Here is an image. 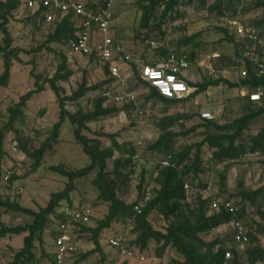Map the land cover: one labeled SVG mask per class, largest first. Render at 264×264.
Returning <instances> with one entry per match:
<instances>
[{"label":"trees","instance_id":"obj_1","mask_svg":"<svg viewBox=\"0 0 264 264\" xmlns=\"http://www.w3.org/2000/svg\"><path fill=\"white\" fill-rule=\"evenodd\" d=\"M22 2L26 5V0H0V33L2 35L0 42V60L2 62L0 89L7 87L9 84L13 61L21 63L19 54L23 50L12 46L13 38L9 31V23L14 19V12L20 7ZM193 2L205 4L206 0H138L140 10L139 29L146 31V38L144 37L143 41L148 40L147 38L152 32H157L161 36L164 35L161 30L162 25L167 20L172 21L175 19L174 17L179 15L178 8L181 3L189 5ZM100 4H105V0L101 1ZM87 5L93 6V4ZM239 5L240 0H214L208 6V10L217 14L218 17L238 19ZM258 6L259 4H254L251 8L246 7L241 11L249 12ZM43 12L44 9L38 7L24 21L37 20L45 22ZM51 24L53 25V30L47 34L41 48L46 47V49L53 52L52 49L48 48L49 44L67 46L68 41L76 37L77 30L70 15L64 16L60 21L55 19ZM244 26L253 28L259 36L264 37V18L254 20L249 25L244 24ZM222 29L225 33L226 41L234 47V59L231 60L229 57L224 56L216 62L221 67L229 66L230 68L235 57L238 56V45L226 29ZM196 37L187 38L186 43L194 41ZM41 48L36 51H40ZM159 55L165 58L168 53L166 50L161 49ZM57 57L58 64L53 76L50 78H43L36 73L34 71V61L30 62L33 66L30 71V76L34 79L33 88L21 95L18 102L7 108L9 118L5 128L0 132V168L4 156V133L9 130L17 133L14 123L19 119H23V110L28 102L34 96L43 92L46 85L55 96V102L58 105V119L53 124L48 137L37 147L29 146L27 139H23L16 134L17 148L32 161V171H37L43 163L45 155L53 151L58 144L63 123L69 121L72 126L75 143L80 146L82 153L88 158V163L75 170L65 169L62 165L50 166V171L65 179L64 185L61 190L51 193L46 205L40 207L38 211L23 207L17 201H10L0 196L1 209L7 212L21 213L32 219L31 223L15 227H10L0 222V239L7 235L26 233L23 238L22 248L14 254L10 264H33L35 262V242L36 240L42 241L49 217L52 215L56 216V224L50 232L53 241L51 264H55L54 240L59 234L60 225L66 224L73 243L79 248L76 253L67 257L65 262L69 258H74L72 264H80L91 255L98 253L103 263L106 258L103 253L101 237L116 222L129 227V235L125 233V236L131 251L135 248L139 252H144L148 249L149 243L153 242L156 245L155 252L158 256L163 255L168 248L175 250L179 258L174 261V264H257L264 262V248L259 243V235H264V225L253 221L251 223L248 220L250 215L248 207L250 206L251 209L256 206L259 196L264 194V173L262 174V186L248 190L244 187L243 182L239 181L235 195H229L228 198L230 200L239 198V201L233 202L234 216L242 222L249 240L248 248L242 252L240 251L241 253L237 250L231 233L223 237L218 235L210 240L204 238V235L214 230L227 228L228 222L232 218V214L224 209L219 211L211 209L212 201L218 199L220 195L205 197L201 194L195 199L194 205H190L185 202L188 190L184 188L185 182L189 184L190 188L195 185L201 186L204 190L207 188V184L201 179L205 171L204 148L212 151L211 157L217 163L228 161V164L225 165L226 169L230 167L232 162L238 161L247 153L257 152L260 156H264V107H260L257 103L250 101L249 97L245 95L242 97L244 102L242 115L233 121L221 122L216 116L213 120H204L200 118L199 114V122L189 129L180 131H175L174 126L179 122L190 119L191 116L179 113L164 115L155 124L159 131L157 139L146 147L148 152L160 155L161 158L156 162L154 170L150 174V180L145 179L144 171L141 172L136 186L137 199L133 203H127L122 197V188L130 181V176L134 173L136 160H133L132 157L137 155V148L130 143H119L115 134L92 131V136H88L85 132H91L88 123L103 117L114 116L120 112H129L130 107L125 104L107 103L105 98L102 97V91L113 81L108 76L107 64L101 67L105 74L103 80L94 85H88L83 77L76 90L69 95H64V89L59 85V82H66L72 72L68 69L67 58L62 51L57 53ZM95 57L96 53L93 52L89 59L94 61ZM187 58L190 61L194 60L196 53L187 54ZM146 63L155 64V62ZM247 66V76L239 78L235 82H230L222 77L203 80L200 83L188 81L189 85L196 87V91L192 96L203 93L209 87H216L220 84L229 88L244 89L248 92L264 88V76H258L255 73L250 61H247ZM132 79L134 84L127 87L129 91L135 92L136 85L146 87L148 91L143 94L144 102H151L153 105L159 104L164 107V110L190 98L182 100L165 98L156 89L143 82L137 72H135ZM97 90L101 92L93 98L90 109L86 111L78 109L75 112H71L66 108L67 103L78 105L79 101L87 93ZM136 98L138 101L137 96ZM259 118L262 119L263 125L248 140H245V131ZM191 134H197L200 139L188 145L177 144L179 138H186ZM102 138H107L110 143L105 145ZM165 159L169 161L170 166L160 167V162ZM109 161L111 162V167L108 165ZM93 173L95 175L91 183L98 192V201L107 204V212L102 219L96 220L92 226L90 224L91 221L86 224L73 221L71 213L75 209L72 205V195L76 191L75 181ZM10 178L9 182L12 181ZM149 182H153L151 197L144 205L141 213L136 215L133 207L140 201ZM224 182L225 175L221 174L219 182L221 192L225 190ZM221 192L219 193L221 194ZM63 202L66 203L67 207L58 211ZM153 212L160 214L165 220L166 227L163 231L152 226L149 216ZM259 212L260 210L258 214L264 220V212ZM82 234L90 235V241L93 244V248L87 252H83L78 244L79 236ZM122 234L112 238H118ZM226 251H230L232 254L230 260H225L224 258Z\"/></svg>","mask_w":264,"mask_h":264},{"label":"rangeland","instance_id":"obj_2","mask_svg":"<svg viewBox=\"0 0 264 264\" xmlns=\"http://www.w3.org/2000/svg\"><path fill=\"white\" fill-rule=\"evenodd\" d=\"M23 1V0H22ZM84 4H100L103 0H80ZM186 1V0H182ZM214 0H206L205 4L193 2L186 5L181 3L178 13L172 21L167 20L161 27L164 35L157 32L150 33L147 38L152 44H145L143 38L146 31L139 29L140 10L138 0H113L110 8L111 18L109 26V36L121 45L124 51L134 60L140 62H156L163 57L159 51L164 49L167 53L189 54L196 53L195 62L185 71V74L192 82L200 83L203 80L216 79L207 75L206 71L202 72L203 64L211 62L213 66L222 72V77L235 82L236 76L228 67H221L217 60L226 56L231 60L234 59V47L225 39V33L222 28L226 29V21L229 17H218L217 14L209 12L208 6ZM259 4L256 9L249 12H243L242 9ZM24 2L14 12V19L9 23V31L13 38V47L23 50L19 54L21 63L13 61L11 68V78L5 88L0 89V132L5 128L8 121L9 113L7 108L18 102L19 97L33 88L34 79L30 76L33 66L30 62L34 61V71L43 78L53 76L58 64L57 53L62 51L67 58L68 69L72 75L66 82H59L64 89V95L71 94L76 90L82 78L84 77L88 85H94L104 79V70L99 67L93 60L80 55H69L67 47L59 44H49L48 48L42 47L46 40L47 34L53 30L51 23L24 20L34 12L35 9H25ZM56 19L58 16H55ZM237 18L242 24L249 25L254 20L264 18V0H240ZM197 36L194 41L187 42V38ZM2 35L0 33V42ZM98 35H94V45L97 46ZM146 38V37H145ZM186 43V44H185ZM41 48L40 51H36ZM217 64H215V63ZM2 62L0 60V72ZM131 66V63H129ZM201 67V68H200ZM133 78V77H132ZM133 79L127 81V87L133 85ZM135 95L138 97V106L142 113H136L133 110L129 112H120L114 116L103 117L96 121L88 123L91 132H85L92 136V131L115 134L119 143H130L137 148L138 158L135 162L134 173L130 176V181L122 188V197L127 203H133L137 199V184L142 171L145 172V179L150 180V174L154 170L156 162L161 156L150 153L146 147L157 139L159 131L156 128V122L164 115L169 114H188L190 119L179 122L174 126L175 131L189 129L199 122L198 115L201 112H211L221 122H231L240 117L243 111V100L245 96L243 89L229 88L220 84L216 87H209L205 92L192 96L189 99L179 102L167 110L163 106L151 102L145 103L143 94L148 90L142 85H136ZM100 90L92 91L79 101L78 105L67 103L66 108L75 112L78 109L86 111L91 108L92 100ZM244 94V95H243ZM24 117L14 123L17 133L6 131L4 133L3 151L4 156L0 168V196L10 201H17L21 206L38 211L44 207L49 200L50 194L61 190L65 179L56 173L50 171L49 167L53 165H62L65 169L75 170L85 166L88 158L82 153L80 146L75 143L72 126L69 121L62 125L59 142L53 151L47 153L44 161L37 171H32V161L26 157L20 149L17 148L16 134L28 140V145L37 147L49 135L53 124L58 119V105L55 102V96L46 85L43 92L34 96L28 102L23 110ZM263 125L259 118L250 128L245 131L244 139L255 134ZM200 139L197 134H191L186 138H179L177 144H191ZM105 145L110 141L102 138ZM139 142V143H138ZM211 152L204 148L203 160L205 171L201 179L207 184L204 190L201 186L195 185L188 189L186 194V203L194 205L197 197L213 196L219 194L221 199H228L229 195H235L238 182H243L246 189L252 190L263 185V159L264 156H247L238 161L232 162L228 169L225 165L228 161L217 163L211 157ZM117 155V153H116ZM111 167V162H108ZM12 171L11 182H4L1 178L6 171ZM225 175V190L221 192L219 187L220 175ZM95 173L75 181L76 191L72 195V205L74 208L88 206L92 209L90 224L93 226L96 220L102 219L107 212V204L97 199V190L91 183ZM15 176V179H14ZM14 180H13V179ZM221 192V194L219 193ZM215 196V195H214ZM232 199V198H231ZM233 201H239V198H233ZM66 203L63 202L58 211L65 209ZM248 220L252 223L258 222L264 225L263 218L258 211L264 212V194L259 196L256 206L250 209ZM259 212V213H260ZM49 222L43 233L42 241L35 242V262L33 264H51V254L53 252V241L50 235L51 230L56 224V216L49 217ZM149 220L152 226L158 230H164L166 222L162 216L156 212L151 213ZM32 219L21 213L7 212L0 208V222L15 227L31 223ZM128 226L120 222L113 223L111 228L104 232L101 237L103 244V253L105 261L102 263L100 255L95 253L80 264H174L179 258L175 250L168 248L163 255H157L155 252L156 245L149 243V247L144 252L132 249L131 256H120L119 253L110 246L109 240L114 236L122 233L129 235ZM227 228L214 230L204 238L210 240L215 236L229 235ZM26 233L20 235H7L0 239V264H10L14 254L23 246V238ZM259 243L264 248V235H259ZM78 244L83 252L93 248L90 241V235L82 234L79 236ZM248 248V247H246ZM240 252V250L237 248ZM242 252V251H241ZM240 252V253H241ZM74 258L66 260L65 264H72ZM257 264H264L257 263Z\"/></svg>","mask_w":264,"mask_h":264},{"label":"built area","instance_id":"obj_3","mask_svg":"<svg viewBox=\"0 0 264 264\" xmlns=\"http://www.w3.org/2000/svg\"><path fill=\"white\" fill-rule=\"evenodd\" d=\"M112 1L105 0L103 5L93 4V6H89L80 0H26V7L28 10L32 8L36 10L38 7H42L46 23H52L56 19V15L58 21L64 16H71L77 31L76 37L67 43L68 53L69 55H80L89 58L95 52L94 62L99 67L107 64L108 76L113 79L112 83L102 91V97L105 98L107 103L125 104L130 107V110L139 114L142 113L134 91H129L127 88V81L134 77L135 72L138 73L143 82L156 89L165 98L182 100L191 97L196 91V87L188 84V81H192L185 74V71L192 62H195L196 58L190 61L186 54L171 52L165 58L157 60L154 65L134 60L120 44L109 36ZM226 31L238 45V56L235 57L233 64L230 66V71L234 72L236 79L247 76V61L251 62L253 70L258 76H264V37L259 36L253 28L244 26L236 18H230L226 21ZM95 33L98 35L97 46L93 42ZM152 43V41L145 40V44ZM129 63H131V66ZM201 70L202 72L205 70L211 78H218L224 72L217 70L210 61L203 64ZM244 94L249 97L250 101L264 107V88H258L251 92L244 90ZM214 117L208 111L200 113V118L204 120H213ZM247 156L258 157L260 155L257 152H252L244 155V157ZM137 157V155H134L132 159L136 160ZM167 166H170L167 159L160 162V167ZM11 174L12 171H6L1 176L2 180L7 182ZM184 188L185 190L190 188L187 182L184 183ZM152 189L153 182H149L140 201L133 207L136 215L141 213L144 205L149 201ZM216 194L214 193V195ZM233 202V200L218 197V199L212 201L211 209L213 211L224 209L232 214L227 229L232 234L237 248L243 251L248 246L249 240L242 222L234 216ZM71 217L73 221L86 224L91 221L92 210L88 206L78 207L73 209ZM109 244L120 256L132 255L125 234L118 238H111ZM78 250L79 248L73 243L72 237L67 231L66 224L60 225L59 234L54 240L55 264H64L65 259ZM231 257V252L226 251L224 254L225 260H230Z\"/></svg>","mask_w":264,"mask_h":264}]
</instances>
